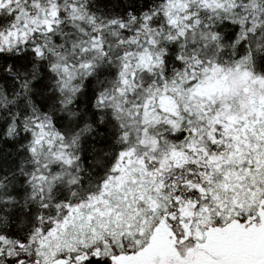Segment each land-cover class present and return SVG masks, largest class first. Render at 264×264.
Segmentation results:
<instances>
[{
  "label": "snow or ice",
  "instance_id": "snow-or-ice-1",
  "mask_svg": "<svg viewBox=\"0 0 264 264\" xmlns=\"http://www.w3.org/2000/svg\"><path fill=\"white\" fill-rule=\"evenodd\" d=\"M0 264H264V0H0Z\"/></svg>",
  "mask_w": 264,
  "mask_h": 264
}]
</instances>
